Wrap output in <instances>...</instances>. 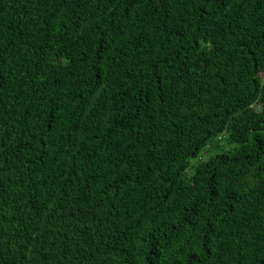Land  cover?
<instances>
[{
    "label": "trees",
    "instance_id": "trees-1",
    "mask_svg": "<svg viewBox=\"0 0 264 264\" xmlns=\"http://www.w3.org/2000/svg\"><path fill=\"white\" fill-rule=\"evenodd\" d=\"M263 75L264 0H0V264H264Z\"/></svg>",
    "mask_w": 264,
    "mask_h": 264
},
{
    "label": "rangeland",
    "instance_id": "rangeland-1",
    "mask_svg": "<svg viewBox=\"0 0 264 264\" xmlns=\"http://www.w3.org/2000/svg\"><path fill=\"white\" fill-rule=\"evenodd\" d=\"M261 78H262V82L264 83V75L263 76H261ZM211 152V151H210ZM211 155L213 154V153H210ZM206 155V154H205Z\"/></svg>",
    "mask_w": 264,
    "mask_h": 264
}]
</instances>
